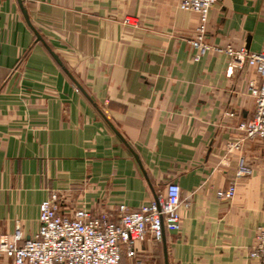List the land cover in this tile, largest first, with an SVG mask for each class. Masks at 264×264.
<instances>
[{
  "label": "crops",
  "instance_id": "obj_1",
  "mask_svg": "<svg viewBox=\"0 0 264 264\" xmlns=\"http://www.w3.org/2000/svg\"><path fill=\"white\" fill-rule=\"evenodd\" d=\"M21 2L28 22L18 0H0V236L17 225L32 236L53 191L67 213L114 216L173 181L190 204L180 228L164 232L169 264H257L249 250L264 221V142L228 149L253 113L254 69L227 74L229 56L214 50L193 59L198 15L175 0ZM261 27L264 0H219L206 40L255 51ZM239 164L251 174L237 178ZM232 181L234 196L219 199ZM163 241L143 237L120 264H165Z\"/></svg>",
  "mask_w": 264,
  "mask_h": 264
},
{
  "label": "built area",
  "instance_id": "obj_2",
  "mask_svg": "<svg viewBox=\"0 0 264 264\" xmlns=\"http://www.w3.org/2000/svg\"><path fill=\"white\" fill-rule=\"evenodd\" d=\"M175 1L179 9L198 15L194 35L188 39L194 49L193 59L199 60L210 50L224 52L230 58L227 74H231L233 68L248 65L257 75V80H250L248 84L254 102L252 116L238 124L240 135L228 149H238L241 142L251 139L264 142V47L250 51L245 46L210 44L206 40L208 15L219 0ZM123 23L137 25L131 17H125ZM226 114L233 115L232 112ZM251 172L248 165L236 167L237 178ZM234 193V181L216 192L219 199H231ZM189 204L181 197L180 186L173 181L166 184L164 193L148 204L133 209L125 204L118 205L114 216L83 207L67 213L62 207L63 198L53 191L40 204L39 224L32 236L26 237L18 225L12 233L0 236V258H11V264H120L123 251L128 257L136 255V242L143 237L149 235L159 243L165 231L178 230L179 209ZM249 257L257 264H264V221L256 229Z\"/></svg>",
  "mask_w": 264,
  "mask_h": 264
},
{
  "label": "water",
  "instance_id": "obj_3",
  "mask_svg": "<svg viewBox=\"0 0 264 264\" xmlns=\"http://www.w3.org/2000/svg\"><path fill=\"white\" fill-rule=\"evenodd\" d=\"M18 2H19V4H20V7H21V11H22V13H23V16L25 17L26 21L28 22L27 12H26L25 8L23 7L21 0H18ZM32 29H33V28H32ZM33 31H34V33H35V35H36L37 40H41V36L39 35V33H38L37 31H35L34 29H33ZM50 53H51L52 56L55 58V60H56L59 64H61V62L59 61L58 57H57L52 51H50ZM66 72H67V71H66ZM67 74H68V76L73 80V82L75 83V85L77 86V88L80 89V90H82L81 86H80V85L74 80V78H73L68 72H67ZM111 127H112V129L116 132V134L119 135V133L117 132V130H116L112 125H111ZM119 136H120V135H119ZM162 241H163V239H162ZM163 243H164V241H163ZM163 246H164V249H163V251H164V262H165V264H169V263H168V258H167V250H166L165 243H164Z\"/></svg>",
  "mask_w": 264,
  "mask_h": 264
},
{
  "label": "rangeland",
  "instance_id": "obj_4",
  "mask_svg": "<svg viewBox=\"0 0 264 264\" xmlns=\"http://www.w3.org/2000/svg\"><path fill=\"white\" fill-rule=\"evenodd\" d=\"M261 35H264V27L260 28ZM264 37V36H263ZM259 38V37H258Z\"/></svg>",
  "mask_w": 264,
  "mask_h": 264
}]
</instances>
